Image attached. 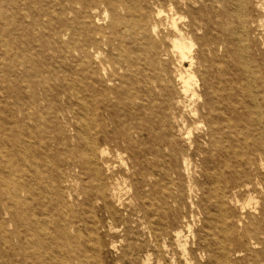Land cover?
<instances>
[{"label": "bare ground", "instance_id": "1", "mask_svg": "<svg viewBox=\"0 0 264 264\" xmlns=\"http://www.w3.org/2000/svg\"><path fill=\"white\" fill-rule=\"evenodd\" d=\"M23 3L15 1L16 14L0 10L1 84L16 109L6 121L0 107V145L15 160L10 178L0 174V264L50 263L48 246L32 239L43 226L33 206L43 193L29 165L35 149L46 150L48 165L63 156L47 189L63 208L67 248L57 264L100 261L92 238L73 245L84 205L131 217L126 228L144 245L109 244L126 264H264L261 0H47L37 17ZM11 22L45 29L42 55L28 44L12 51ZM61 118L65 125H55ZM49 120L53 140L44 135ZM183 207L172 222L168 213ZM206 228L211 240L198 233Z\"/></svg>", "mask_w": 264, "mask_h": 264}, {"label": "rangeland", "instance_id": "2", "mask_svg": "<svg viewBox=\"0 0 264 264\" xmlns=\"http://www.w3.org/2000/svg\"><path fill=\"white\" fill-rule=\"evenodd\" d=\"M15 1H8V0H0V10L5 14L11 12L16 14L15 10ZM253 4H256V0H252ZM23 5L25 7L31 6V2L33 4V9H31L34 16H39L38 9L40 7H45L47 0H23ZM261 2L264 4V0H261ZM37 3L39 6H36ZM18 6H22V3H18ZM36 6V7H35ZM59 7V4L56 5ZM197 6H200V3L197 4ZM38 8V9H37ZM7 26H10L12 29L8 30L9 37H8V45L11 44L14 48H12V51L18 50L20 53H26V46L27 44L30 46L31 52L36 53V56L42 55V51L39 45V41H42L45 36H47L45 29L40 24H36L35 28H17L15 26V22H11L10 24H6ZM1 28V27H0ZM27 29H33L37 33L40 34L39 38H35L34 36H24V33ZM12 33V35H10ZM1 42V41H0ZM1 47V44H0ZM10 48V46H9ZM11 50V48H10ZM0 55H4V50H0ZM196 58L198 57V53H195ZM47 57V54L45 55V58ZM186 65H189L188 62H186ZM18 67H22L21 64H18ZM7 68L4 67V70ZM173 69V68H172ZM197 75V81L199 84L203 83V77H204V68L197 62V64L194 67ZM2 75L3 73L0 72V107H2V112L4 115L6 114V121L10 120V114L11 112L16 113L15 106L13 105V102L15 100L14 95H11L6 89L2 87ZM8 75V74H7ZM9 79H13V74L8 75ZM55 83V82H54ZM195 85V84H194ZM175 88V87H174ZM203 89V87H202ZM40 92L41 90L38 89ZM176 90V89H175ZM177 91V90H176ZM41 95V94H40ZM22 99L26 103L29 101L28 93L25 91H22ZM177 94H174V97H176ZM44 101V100H43ZM45 100L44 102H46ZM42 103L43 105L47 106L46 104ZM59 104L61 105L60 108H66L68 105V102L66 101H59ZM16 115V114H15ZM62 119V120H61ZM58 120L57 124L55 122V125H65L64 119L61 118ZM51 120L47 121L44 127L46 128V132L48 134H44L46 139H51L55 137L56 131H55V125L50 122ZM62 123V124H61ZM205 122L202 121L198 124L194 125H203ZM63 125V126H64ZM199 125V126H200ZM10 125L8 124V127ZM45 143H41L40 148L42 151L45 149ZM50 147L53 151L56 152L57 145L55 142L52 141ZM65 147V145H64ZM1 152L4 151L0 155V174L2 176L8 177L9 172L14 167V157L12 156V150L8 148H5L2 144L0 145ZM46 153V150L44 151ZM45 153L39 154L37 150H33V155H29V158L31 159L30 169L31 173L36 177L35 180V188L37 191L40 188V191L43 190V193H40V195L36 194L35 197L39 196L38 199L33 201V206L35 207L36 214L42 219L43 226L36 225L33 227L34 235L32 236V239L39 243V247H41V250L43 247L48 246V260L49 264H57V261L61 260V256L64 252V250L67 248V244L63 237L61 236L59 232V225L61 224V212L62 207L57 204L50 196L47 195V189L49 188L50 191L52 190V179L55 174V170L60 166L61 158L53 156L51 158V163L48 165L46 163V155ZM43 178V179H42ZM41 183V184H40ZM46 205L47 207L43 206ZM183 211H171L168 213L170 216V219L172 222H175L176 215L185 212V207L182 208ZM179 212V213H178ZM76 221H78L80 230H81V237H79L77 240L73 242L74 247L83 248L84 246H89L90 243L88 241L89 238H92L95 242L99 243L101 245V251H100V261L96 264H126L128 262H124L123 260H120V254L118 252V248H110L109 244L110 242L116 243L117 246H120L122 243H124V238L128 237L131 238L136 244L135 248L136 251L141 248V246L144 245V239L143 235H140L138 231L130 232L126 226L127 224H132V219L130 216L124 212L123 215H116L114 217H109L106 212L101 208H96L95 210H91L88 206H83L76 210ZM94 216V217H93ZM93 219V220H92ZM96 222L97 229L94 228L92 222ZM109 225L115 226V228H118V231H112L107 233L106 229ZM214 226H216V223H213ZM94 230V232H93ZM97 231V232H95ZM208 229L206 230H200L198 233L201 236H207L208 239H212V237L209 235V231L207 233ZM97 236V237H96ZM218 236V235H217ZM113 239V241H112ZM117 240V241H116ZM122 241V242H121ZM208 242V241H207ZM205 243V241H203ZM92 245V244H91ZM196 248L195 244H189V247ZM215 249L217 250V245H215ZM116 250V251H115ZM212 264H216L215 262ZM237 264H240L238 262Z\"/></svg>", "mask_w": 264, "mask_h": 264}]
</instances>
